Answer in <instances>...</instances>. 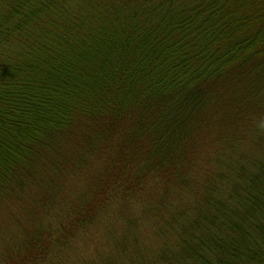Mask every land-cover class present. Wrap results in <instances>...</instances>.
I'll return each mask as SVG.
<instances>
[{
	"label": "trees",
	"instance_id": "obj_1",
	"mask_svg": "<svg viewBox=\"0 0 264 264\" xmlns=\"http://www.w3.org/2000/svg\"><path fill=\"white\" fill-rule=\"evenodd\" d=\"M259 118L264 0H0V264H264Z\"/></svg>",
	"mask_w": 264,
	"mask_h": 264
},
{
	"label": "clouds",
	"instance_id": "obj_2",
	"mask_svg": "<svg viewBox=\"0 0 264 264\" xmlns=\"http://www.w3.org/2000/svg\"><path fill=\"white\" fill-rule=\"evenodd\" d=\"M255 126L257 127V129H259V130H261V131H264V118H259V119L256 121Z\"/></svg>",
	"mask_w": 264,
	"mask_h": 264
},
{
	"label": "rangeland",
	"instance_id": "obj_3",
	"mask_svg": "<svg viewBox=\"0 0 264 264\" xmlns=\"http://www.w3.org/2000/svg\"><path fill=\"white\" fill-rule=\"evenodd\" d=\"M13 210H15V209H13Z\"/></svg>",
	"mask_w": 264,
	"mask_h": 264
}]
</instances>
